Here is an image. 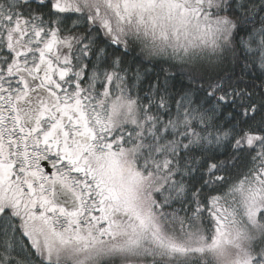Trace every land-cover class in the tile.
<instances>
[{"label":"snow or ice","instance_id":"6c2138e0","mask_svg":"<svg viewBox=\"0 0 264 264\" xmlns=\"http://www.w3.org/2000/svg\"><path fill=\"white\" fill-rule=\"evenodd\" d=\"M0 264H264V0H0Z\"/></svg>","mask_w":264,"mask_h":264}]
</instances>
